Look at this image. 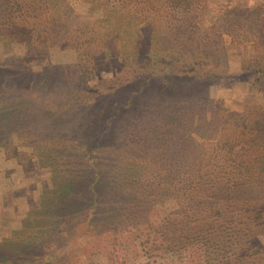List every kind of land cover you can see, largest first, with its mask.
Returning a JSON list of instances; mask_svg holds the SVG:
<instances>
[{
	"label": "trees",
	"instance_id": "1",
	"mask_svg": "<svg viewBox=\"0 0 264 264\" xmlns=\"http://www.w3.org/2000/svg\"><path fill=\"white\" fill-rule=\"evenodd\" d=\"M189 4L190 0H162L161 7L151 4L148 13L161 18L164 8L187 10ZM53 11L50 0L43 4L41 0H0V19L18 28L22 44L37 55L51 49L60 50L58 39L62 37V30L50 17ZM229 14L224 16L227 21L224 29L232 41L235 39L232 32L237 29L232 26ZM253 16L251 10L242 15L237 22L239 30H250L253 34ZM82 27L77 25L75 30L85 31L82 39L85 50L77 52L75 60L77 65L87 67L97 58L93 50L87 49L95 40V30ZM197 47L201 48L202 44L198 43ZM156 59H160V54ZM242 69L248 76L254 71L256 87L262 88L264 71L261 68L245 64ZM182 74L155 68L148 70L145 78L163 87L180 89L199 83L203 86L207 82L218 86L221 79L227 80L225 70L215 68L196 74L197 80ZM231 90L228 87V92ZM7 94L8 90H4L3 96ZM1 99L0 104L9 101V97ZM12 100L17 104L23 101L22 98ZM69 108H72L71 102L62 97H56L50 104L41 100L29 107L30 123L21 124V138L30 140L28 145L35 149L16 148L15 162H21L24 168L38 175H31L27 185L19 186L18 190L23 197V216L39 223L41 232L27 243L0 236V264H50L61 258L66 260L62 264H69V257L78 256L82 243H89L90 250L78 264H87L89 256L100 260V264H126L124 241L129 246H137L144 254L138 264L148 261L154 264H264V197L261 198L264 191L256 199L249 196L251 176L241 182L236 174L254 168L251 172L261 176L264 171V163L243 161L249 148L264 146L263 111H256L251 120H246L241 111L230 112L233 121L240 123L235 135L226 131L227 119H218L220 129L213 147L200 149L204 141L187 139L199 146L193 149L192 155L201 161L190 158L170 161L172 157L168 155L165 164L157 165L131 163L128 159L122 163L123 159L116 155L106 160L107 163L100 160V148L90 146L88 140L84 145L74 141V135L84 129L83 124L74 125L66 131L68 134L57 131L56 124L69 125L63 120ZM1 116L0 112L3 126ZM153 117V125H139L143 142L147 144L145 148L155 149L156 145L171 149L173 137L184 140V133L190 131L186 123L185 132L179 128L183 124L176 118L168 119L161 113ZM39 174L43 175L39 177ZM168 206L171 208L166 209ZM13 209L19 212L16 204ZM252 256L256 260L251 261Z\"/></svg>",
	"mask_w": 264,
	"mask_h": 264
},
{
	"label": "rangeland",
	"instance_id": "2",
	"mask_svg": "<svg viewBox=\"0 0 264 264\" xmlns=\"http://www.w3.org/2000/svg\"><path fill=\"white\" fill-rule=\"evenodd\" d=\"M46 1L41 0V4ZM50 1L54 7L50 17L62 30L58 44L64 48L57 46L60 50L51 49L37 55L22 44L18 28L0 19V100L9 97L7 103L0 104L3 118V126L0 125L3 127L0 128V236L24 243L41 232L39 223L23 216V197L18 190L19 186L27 185L31 175L38 173L33 174L19 164L21 162H15L14 157L16 148L35 149L28 145L30 140L21 138L19 130L21 124L30 123L32 104L41 100L50 104L56 97L71 102L72 108L63 119L69 125L56 124L57 131L66 132L74 125L83 124L84 129L74 135V141L84 145L88 140L90 146L100 148L98 158L105 163L116 155L123 159L122 163L128 159L131 163L157 165L165 164L168 155L172 157L170 161L200 160L192 155L193 149L199 146L187 139L204 141L200 149L213 147L220 129L218 119H227L226 131L235 135L240 123L233 121L230 112L241 111L246 120H251L256 111L264 112V81H260L262 88L256 87V73L252 71L248 76L242 69L246 64L264 71V0H190L187 10L164 8L161 18L149 14L148 7L151 4L161 7L162 0H147L151 4L144 0H126L132 3L126 5L124 0ZM248 10L254 15L253 34L238 28V19L247 15ZM227 14L237 29L232 32L235 37L232 41L224 29ZM77 25L83 26V30L86 27L95 30V40L87 48L97 56L92 66L76 64L77 52L85 50L82 41L85 31L77 33ZM243 33H247L245 37ZM198 43L202 44L201 48L197 47ZM159 54L160 59H156ZM155 68L165 73H183L195 80L196 74L215 68L225 70L227 80L221 79L218 86L207 82L191 88L163 87L145 78V73ZM250 84L252 86L248 87ZM228 87H232V93L228 92ZM4 90H8L6 96H3ZM13 98L23 101L17 104ZM155 113L182 121L183 126L178 127L183 130L186 123L190 131L184 130V140L173 137L171 149L156 145L155 149L145 148L147 144L143 142L139 125H153ZM243 161L264 163V146L249 148ZM251 171L236 173L237 180L243 182L244 177L250 175L253 183L248 189L249 196L256 199L264 191V171L261 176ZM14 204L19 207L18 213L14 212ZM89 247V243H82L78 256L69 257V264H78ZM123 248L128 259L126 264H138V259L144 255L137 246H129L126 241ZM89 258L87 264L101 262L92 256ZM254 260L256 257L252 256L251 261ZM63 262L66 260L61 258L50 264Z\"/></svg>",
	"mask_w": 264,
	"mask_h": 264
}]
</instances>
